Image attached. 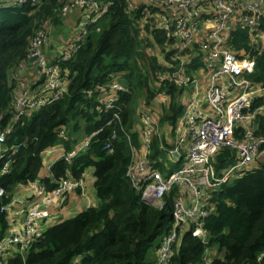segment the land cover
<instances>
[{"label": "trees", "instance_id": "obj_1", "mask_svg": "<svg viewBox=\"0 0 264 264\" xmlns=\"http://www.w3.org/2000/svg\"><path fill=\"white\" fill-rule=\"evenodd\" d=\"M65 1L42 0L39 5H32L30 0L16 4L0 0V133L12 128L0 144V154L4 149L6 153L0 157V187L4 191L0 197V236L9 229L3 206L11 202L18 185L38 179L46 149L60 145L66 152L73 150L77 140L73 136L63 139L59 131L65 133L73 122V131L78 132L77 119L83 121L87 137L103 129L70 162L57 160L50 168L52 178H42L40 183L52 190L56 180L79 179L92 169L98 204L48 226L24 251L11 247L0 264H154L160 246L159 243L154 249V241L162 231L165 209L171 205L168 199L163 209L146 204L125 176L132 147L139 146L135 107L137 99L142 98L144 107L159 113L162 130L175 124L182 105L180 87L169 81L158 83L157 76L164 70L162 61L168 59L169 53L162 58L147 52L149 41L141 36L138 25L140 7L130 16L126 0H111V7L103 16L108 17L105 26L89 32L73 57L62 63L63 69L69 71L67 93L16 123L12 121L11 100L17 84L11 72L25 61L37 28L45 23H61L58 9ZM157 41L160 46L164 43L159 38ZM229 46L239 56L254 59L250 78L264 85V39L253 42L246 28L236 27L230 32ZM113 73L119 74L127 92L118 94L116 100L121 122L105 125L109 113H98L96 96H88L85 91L103 84ZM160 92L168 94L169 99L158 112L151 104ZM254 124L255 135L264 137V115ZM242 130L238 128L237 133ZM112 133L116 134L115 139H111ZM107 142L111 143V152L104 149ZM162 142L166 144L163 138ZM160 153L154 138L152 159ZM7 160L9 170L2 173ZM233 163L235 151L222 148L215 156L217 175ZM209 201L212 207L203 225L208 233L207 244L189 231L178 230L168 264H201L205 249L213 247L216 251L210 264H264V164H254L232 182L220 185Z\"/></svg>", "mask_w": 264, "mask_h": 264}, {"label": "built area", "instance_id": "obj_2", "mask_svg": "<svg viewBox=\"0 0 264 264\" xmlns=\"http://www.w3.org/2000/svg\"><path fill=\"white\" fill-rule=\"evenodd\" d=\"M27 0H14L24 3ZM32 5H39L42 0H30ZM130 16L136 7H140L138 25L149 26L150 33H161L166 45L148 42L147 52L168 59L162 64L158 83L169 81L180 88L193 86L195 94L186 105L185 113L175 122L176 132L187 131L179 136L168 158L176 163L181 155L179 143L189 139L182 166L168 171L162 155L152 159L153 138H160L158 115L143 107L139 114V146L132 147L131 161L125 173L132 186L140 192L141 200L157 209L171 205L172 228L163 237L158 249V258L154 264H168L172 253V244L177 238L178 230L190 232L202 243L207 244L208 233L204 230V219L208 216L212 204L210 195L220 185L238 177L253 167L257 159L264 154V137L255 135L256 119L264 115V85L253 82L250 75L254 72L255 61L247 56H239L229 46L230 32L236 27L246 28L253 42L264 39V0H126ZM112 5L111 0H67L61 5L59 16L62 20L71 18L78 12V32L68 40L58 37L59 53L48 57L44 49L52 37L49 23L37 28L30 39L25 61L20 63V71L29 72L30 80L15 75L16 88L12 95V121L16 123L24 115L40 107L61 99L67 93L69 71L63 69L62 63L69 61L81 47L91 30L99 31L101 18ZM140 28V27H139ZM159 37V38H160ZM32 59L30 62L29 60ZM197 62L194 68L187 65ZM202 64V67L197 65ZM24 69V70H23ZM195 73V76H192ZM199 76V79L197 78ZM204 87L206 108L200 104L198 89ZM127 92V87L120 80L119 74H110L107 80L93 89L85 91L86 95L97 98L98 113H109L105 125L120 123V109L116 106L118 94ZM158 95L168 101L166 93ZM177 124V125H176ZM171 127V128H173ZM238 128H243L240 134ZM103 128L93 132L76 149L66 152L60 145L46 149V153L56 152L57 160L70 162L84 149L91 137ZM12 128L0 133L3 143ZM162 133V132H161ZM60 136L66 139L63 130ZM127 137L128 133L126 132ZM116 134H111L115 139ZM222 148L235 151V163L223 169L217 175L215 156ZM112 151L110 142L104 145ZM2 150V149H1ZM6 155L2 150L0 157ZM52 163L51 166L54 164ZM50 166V168H51ZM161 167V170L159 167ZM10 161L2 167V173L9 170ZM50 171V169H49ZM52 178V174H49ZM236 177V178H238ZM32 199L23 210L18 227L0 236V263L4 254L11 247L24 251L39 239L50 217L49 208L61 207L67 196L82 189L83 178H64L55 181L54 189L47 190L37 179L29 184ZM4 191L0 187V197ZM168 199V200H167ZM6 204L2 210L8 211ZM210 249L206 248L201 264H210Z\"/></svg>", "mask_w": 264, "mask_h": 264}, {"label": "crops", "instance_id": "obj_3", "mask_svg": "<svg viewBox=\"0 0 264 264\" xmlns=\"http://www.w3.org/2000/svg\"><path fill=\"white\" fill-rule=\"evenodd\" d=\"M78 12L76 11V13L74 15H72L71 18H68L67 20H62L67 22V24L69 25V27H71V32L69 33V36L66 40H68L73 34H76L78 32V30H76L77 28V23H78ZM61 21V22H62ZM51 27V23L49 24ZM140 27L141 30V36L143 38L148 39L149 43L151 42H155L157 44H159V42L157 41V39L161 36V33L152 35L150 33L149 30V26H144V27ZM52 32V31H51ZM90 32H94L93 30H91ZM58 37H62L61 35H59ZM57 37V38H58ZM56 37L54 38L53 36L48 40V43L45 46V53L48 55V57H53L56 56L59 51H58V46H57V39ZM63 39V38H62ZM159 39H162L161 37ZM164 46H168L166 45V42L163 43ZM169 47V46H168ZM161 48H163V46H161ZM13 74V77L15 78V75L24 78L26 81H29L30 78V73L29 72H24V71H20V69H16L15 71L11 72ZM21 74V75H20ZM31 77V76H30ZM16 80V78H15ZM181 89V88H180ZM168 95V94H167ZM169 97V95H168ZM182 97H179V102L183 107L182 101H181ZM166 100H163L160 95H157V98L155 101H153V103L151 104V106H155L157 105L158 107V112L159 110L166 104ZM155 108V107H154ZM155 114V113H154ZM156 115H159V113H157ZM173 127V125L168 126V127H164L162 129V138L164 140L167 141V138L169 136V130L172 134H176V132L174 131L175 128H171ZM164 134V135H163ZM87 138V137H86ZM84 141V140H83ZM161 142V146L159 144L158 141V145L160 147V150L164 151L166 144H164L162 142V140H160ZM74 150V149H73ZM46 152V151H45ZM48 157L47 158H43V164L44 167L40 173V175L38 176V179H42V178H50L49 174H50V166L52 163H54V160L56 158V152L53 153H47ZM161 155V154H159ZM157 155V156H159ZM183 151L181 152V155L177 156V159L180 160V162L183 161ZM173 158H169V160H171L172 162H174L172 160ZM260 159V158H259ZM264 163V160H258V163ZM175 163V162H174ZM178 163V162H176ZM83 181H84V187L82 189H77L76 191L70 193L67 196L66 201L64 202V204L61 207H51L49 208V212H50V217L48 219V223L46 224L47 228L48 226L55 224V220L58 218V222L64 219H68L71 218L73 216H75L76 214H78L79 212L89 208V207H95L98 204V199L96 197V192L94 189V180L95 177L92 173V169H87L84 174H83ZM32 189L30 187V185H18L13 193L12 196V200L10 203H8L10 205L9 210L6 212L7 213V219L9 221V229L12 228V226L14 227H18L19 223L22 220V213L23 210L28 206V202L30 199H32ZM20 200H28V202L24 203V204H20L18 203V201ZM211 257V256H210Z\"/></svg>", "mask_w": 264, "mask_h": 264}, {"label": "rangeland", "instance_id": "obj_4", "mask_svg": "<svg viewBox=\"0 0 264 264\" xmlns=\"http://www.w3.org/2000/svg\"><path fill=\"white\" fill-rule=\"evenodd\" d=\"M13 1L14 0H8V2H7V0H2V2L5 3V4L11 3V2L13 3ZM60 11H61V8L58 9V14H59ZM107 21H108V17H103L99 21L98 26L100 28H103L105 26V24L107 23ZM51 29H52V36L54 38L55 37L57 38L59 35H61L62 38H63V40H66L68 38V36H69V33L71 32V27H69V25L65 21H62L61 23H59L57 25H51ZM91 33H93V32H91ZM94 38H95V36L92 34V39H94ZM196 64H197V62H194L193 64L187 65V67H191L192 66V68H194ZM199 66L203 68V65L202 64L197 65V67H199ZM192 76H195V73H193ZM197 78L199 79V76L198 75H197ZM204 92H205L204 87L199 88L198 89L197 96H198V98L200 100V104L202 102H204V104H202V106L204 108H206L207 105L205 104ZM194 94H195V89H194L193 86H190V87H187V88H184V89L181 88L180 93H179V97H182L181 101H182L183 107H182V113L178 116L177 121L179 120V118L181 117V115L183 114V112L185 113L186 105L189 102L190 98H192L194 96ZM143 105L146 106L145 103L142 102V98L139 97L137 99L136 107H135V109H136L135 110L136 111V122H137L136 125L137 126H139V116L137 117V113H138V111H140V109H142L144 107ZM154 107L158 109L157 105H155ZM76 122L79 125L78 132L73 131V129H72L73 122L70 123L68 125V127L65 129L66 136H73V138H75L77 140V144L73 146V149H76L77 147H79L83 143V140H85L86 137H87L86 134L83 132V121L81 119H77ZM159 128H160V126H159ZM183 128L185 129L184 132H176V127H175V130L174 131L176 132V134H172L170 132V130H169V136H168L167 141H166V143H167V145H166L167 150L165 151L168 155H169V150L174 148L175 142H177V143L179 142V139H180L179 136L180 135L183 136L185 134V132L187 131V128L185 126ZM161 132L162 131H160V138L159 139L157 138V140L159 141L160 146H161L160 140H162V133ZM154 138H153V140H154ZM188 143H189L188 137H186V140L184 141V143H179L180 144V147L182 148V151H183L184 156H185V151L187 149ZM159 149H160V147H159ZM160 151H161L160 154L163 157V161L165 163H167V166H168L167 170L168 171L176 170L177 168L181 167L182 164H183V162L185 161V159H183V161L181 163H174L171 160H169L168 155H166V153L164 151H162V150H160ZM151 152H152V147H151ZM47 157H48V155L44 151L42 153V158H47ZM259 158L255 162V164H258V160H261V159L264 160V154H263V156H261ZM259 163H261V162H259ZM236 177H238V173L237 172H235L233 174V179H231L230 182H232L234 179H236ZM83 185H84V181H83ZM165 212H166V217H165V220H164L163 228H162V231L160 232V234L156 237V239L154 241V245H153L154 249L160 243V241L162 240V238L168 232L171 231V228H172L171 208L170 207H167L165 209ZM55 222L56 223L58 222V218L55 220ZM215 251H216V247H213V248L210 249L209 254H210L211 257L214 256Z\"/></svg>", "mask_w": 264, "mask_h": 264}, {"label": "water", "instance_id": "obj_5", "mask_svg": "<svg viewBox=\"0 0 264 264\" xmlns=\"http://www.w3.org/2000/svg\"><path fill=\"white\" fill-rule=\"evenodd\" d=\"M30 62L32 61V59L29 60Z\"/></svg>", "mask_w": 264, "mask_h": 264}, {"label": "clouds", "instance_id": "obj_6", "mask_svg": "<svg viewBox=\"0 0 264 264\" xmlns=\"http://www.w3.org/2000/svg\"><path fill=\"white\" fill-rule=\"evenodd\" d=\"M163 239V238H162ZM161 242V241H160Z\"/></svg>", "mask_w": 264, "mask_h": 264}]
</instances>
